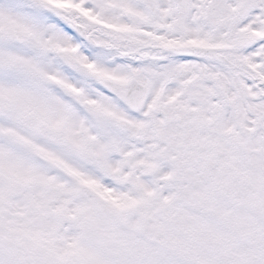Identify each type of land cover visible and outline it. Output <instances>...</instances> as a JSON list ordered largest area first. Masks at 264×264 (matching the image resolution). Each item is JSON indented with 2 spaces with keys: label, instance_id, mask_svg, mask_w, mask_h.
<instances>
[{
  "label": "snow or ice",
  "instance_id": "1",
  "mask_svg": "<svg viewBox=\"0 0 264 264\" xmlns=\"http://www.w3.org/2000/svg\"><path fill=\"white\" fill-rule=\"evenodd\" d=\"M0 264H264V0H0Z\"/></svg>",
  "mask_w": 264,
  "mask_h": 264
}]
</instances>
